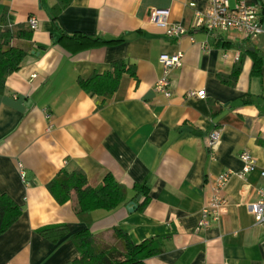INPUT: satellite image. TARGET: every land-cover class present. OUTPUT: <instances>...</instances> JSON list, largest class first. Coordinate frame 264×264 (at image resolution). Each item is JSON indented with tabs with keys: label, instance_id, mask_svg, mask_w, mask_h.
<instances>
[{
	"label": "crops",
	"instance_id": "obj_1",
	"mask_svg": "<svg viewBox=\"0 0 264 264\" xmlns=\"http://www.w3.org/2000/svg\"><path fill=\"white\" fill-rule=\"evenodd\" d=\"M58 3L0 0V25L5 18L32 30L29 18L38 21L35 53L0 93V192L22 207L0 235V264H72L79 254L73 234L88 228L110 237L116 227L134 243L162 238L164 251L145 264H264V225L256 224L252 207L264 187V12L262 32L249 39L236 30L194 28L208 0H68L61 9ZM152 8L169 10V22L187 33L169 37L151 21ZM179 52L183 65L170 70L166 96L155 88L161 55ZM240 57L235 84L223 82ZM116 60L135 64L136 74L125 73L101 104L103 97L85 92L80 80ZM192 90L205 97L188 96ZM216 128L221 141L210 150L207 134ZM244 150L256 166L242 176ZM77 167L93 186L111 173L128 198L112 210L77 212L72 201L58 203L47 184ZM224 171L232 173L223 190L227 211L200 230V213ZM135 184L149 186L143 208ZM131 202L136 208L129 210ZM50 226L56 227L40 232Z\"/></svg>",
	"mask_w": 264,
	"mask_h": 264
},
{
	"label": "trees",
	"instance_id": "obj_2",
	"mask_svg": "<svg viewBox=\"0 0 264 264\" xmlns=\"http://www.w3.org/2000/svg\"><path fill=\"white\" fill-rule=\"evenodd\" d=\"M67 1L59 0L58 9ZM264 12V7H263ZM262 12V13H263ZM32 30L24 24L14 25L5 18L0 25V93L5 90L8 76L18 71L24 59L33 51ZM229 75H222L223 82L234 85L242 69V57ZM125 73L136 74L135 64L126 60L112 62L111 69L103 73L94 72L89 78L81 79V88L90 95L103 97L101 104L112 97ZM214 105V104H213ZM216 106V105H215ZM47 188L60 204L72 201L77 212L105 209L112 210L124 203L129 189L108 173L97 186L90 184L85 172L78 168L61 170L47 184ZM149 186L135 184V197H140L143 208L150 200ZM22 214V207L8 194L0 192V235L7 231ZM56 226L41 228L40 232L55 229ZM73 242L79 254L72 264H145L152 256L164 251L162 238L151 237L134 243L121 228L116 227L110 237L94 234L85 228L73 234Z\"/></svg>",
	"mask_w": 264,
	"mask_h": 264
},
{
	"label": "built area",
	"instance_id": "obj_3",
	"mask_svg": "<svg viewBox=\"0 0 264 264\" xmlns=\"http://www.w3.org/2000/svg\"><path fill=\"white\" fill-rule=\"evenodd\" d=\"M209 7L205 13L196 11L194 28H205L208 31H228L236 30L245 38H256L262 32L261 17L264 7V0L249 2V0H235L232 5L231 0H208ZM191 6H195L191 3ZM169 10L152 8L150 10V19L155 24L164 26L166 33L171 38H179L187 33V29L180 24H171L169 22ZM29 25L32 30L38 26V21L34 16L29 18ZM184 54L179 52L178 55L162 54L161 62L164 72L161 78L156 82V90L163 92L166 96L171 95L170 89V70L174 67L183 65ZM33 76H36L34 74ZM188 96L205 97L204 90H192ZM47 113V118H50ZM221 130L213 129L208 135V148L213 150L221 141ZM240 157L244 163L241 175L244 176L252 171L256 166V159L249 150H244ZM231 171H224L216 176L212 186V193L207 205L202 209L198 222V229L207 230L211 227L212 222L219 218L227 211L228 199L223 194V190L231 177ZM22 176L24 173L22 171ZM264 179V168L261 171ZM258 198L252 204L255 222L258 225H264V187L258 189Z\"/></svg>",
	"mask_w": 264,
	"mask_h": 264
},
{
	"label": "water",
	"instance_id": "obj_4",
	"mask_svg": "<svg viewBox=\"0 0 264 264\" xmlns=\"http://www.w3.org/2000/svg\"><path fill=\"white\" fill-rule=\"evenodd\" d=\"M34 52V51H33ZM35 53V52H34ZM136 206H135V203L134 202H131L128 206V209L131 210V209H135Z\"/></svg>",
	"mask_w": 264,
	"mask_h": 264
}]
</instances>
